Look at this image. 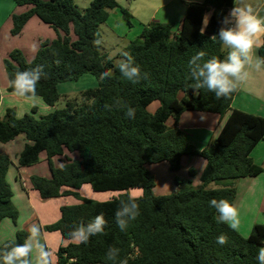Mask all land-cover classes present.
Wrapping results in <instances>:
<instances>
[{"label":"trees","instance_id":"obj_1","mask_svg":"<svg viewBox=\"0 0 264 264\" xmlns=\"http://www.w3.org/2000/svg\"><path fill=\"white\" fill-rule=\"evenodd\" d=\"M13 1L17 6L31 7L13 16V35L37 16L59 36L43 42L32 61H27L21 51H12L5 60L8 80L17 71L43 65L47 77L39 81L36 91L50 107H56L60 100V83L91 74L98 84L81 92L79 98L67 100L64 108L39 118L31 114L19 118L15 109H7L0 118V142L8 143L20 136L28 141L17 158V168L39 163L41 153H46L51 178L30 179L43 200L64 196V187L78 190L90 185L95 192L143 190L137 198L140 214L124 232L117 227L115 213L120 201L128 200V194L105 202L83 199L80 204L62 207L61 218L45 229L59 231L66 240H74L70 235L74 226L87 224L98 214L103 213L107 226L103 234L91 237L86 244L70 242L61 247L57 264H111L105 258L110 246L119 248L120 258L127 259L128 264H258L257 252L264 246V224H256L244 237L217 222L218 213L209 207V201L226 199L233 204L237 182L263 172L251 153L264 138V118L232 109L237 91L216 99L206 89L194 95L188 86L192 83L189 61L195 54L204 51L205 60L213 56L226 58L218 35L215 40L210 38L218 34L236 0L190 4L177 34L171 24L153 22L144 26L122 51L130 52L141 71L148 73V78L137 84L126 80L119 71V62L103 53L100 44L93 43L100 40V27L110 12L119 8L117 0H92L84 12L79 11L75 0ZM122 13L131 25L130 12ZM208 13L209 23L201 35L203 17ZM72 31L76 40L71 37ZM121 53L117 56L120 60ZM258 54L264 58V46L259 47ZM108 69L111 78L101 80L100 74ZM8 91L12 89L8 87ZM117 100L136 109L135 119L125 117ZM154 102L159 106L151 113L148 108ZM106 104L112 105L111 111ZM185 112L225 118L218 135L202 151L194 148L183 130L167 124L170 119L178 121ZM66 150L78 152L79 160L69 159L54 167L53 158ZM184 155L206 160L200 183L195 186L191 179H176L175 192L156 196V180L147 166L167 162L169 170L176 172L181 169ZM12 164L8 156L0 154V225L4 219L16 221L18 216L6 181ZM190 174L193 177L196 171ZM221 234L228 239L223 246L216 243ZM27 236L19 231L15 239L0 245V251L5 245L23 243Z\"/></svg>","mask_w":264,"mask_h":264},{"label":"crops","instance_id":"obj_2","mask_svg":"<svg viewBox=\"0 0 264 264\" xmlns=\"http://www.w3.org/2000/svg\"><path fill=\"white\" fill-rule=\"evenodd\" d=\"M146 1L150 7L149 11H146L147 14L138 10L131 11V21H137L142 26V30L144 26H148L153 22L171 24L173 32L177 34L181 28L182 21L187 15L189 5L192 3H202L204 0ZM248 5H251L261 17H264V0H236L235 3L237 7ZM30 8V6H17L12 0H0V118L5 115L9 108L15 109L16 115L19 118L25 114H31L35 118H39L56 109V107L48 106L40 96H38L35 106H33L32 102L24 101L8 91L9 80L5 68V60L9 58L10 53L14 50H19L27 61H32L43 42L54 39L59 35L58 32L43 23L37 16L31 17L19 34L13 35L11 32L13 28V16L21 15ZM208 14L211 15V13ZM111 15L113 14L110 13L108 20L111 18ZM229 26L231 25L223 22L222 28ZM142 30H136L135 35H139ZM128 41L130 42L131 40ZM258 49H255V55L260 57ZM228 51L230 49L227 48L226 52L228 53ZM91 83L93 84L94 81ZM95 86L96 84L92 87ZM231 106L234 110L264 118V71H251L249 79L241 85ZM224 121L225 118L222 120L217 114L185 112L180 116L178 121L170 119L167 124L169 127H177L183 130L194 148L202 151L218 135ZM27 143L28 141L24 136L17 137L8 143H0V154L8 155L13 163V173L10 181L12 183L11 187L16 193V201H19V203H17L18 201L16 202L17 209L24 211L22 221L17 230H13L17 225L10 226L8 219L2 221L0 229L2 227L6 228L5 230L10 235V239L3 240L0 245L7 240H12L15 237L13 235H16L18 231L26 233L31 225L38 224L42 229L41 238L46 243L48 249L53 252V261L54 264H57L58 250L61 247L67 246L70 242H76L75 240L69 241L64 239L59 231H47L45 227L56 223L61 218V208L66 206L65 199L72 198L68 194L69 192L78 193V191L88 187H84L87 186L84 185L78 190L64 187L62 189V192L66 193L64 196L43 200L39 192L33 188L30 179L32 176L51 178L49 164H46L42 160L40 164L29 166L28 169L26 167L17 168V158ZM71 154L73 153L65 151V156L71 158ZM251 157L255 164L262 167L263 172L256 177L242 178L236 184V195L233 205L239 211L240 227L238 232L242 236H249L256 224H264V138L254 148ZM56 158L59 160L55 161ZM53 159L54 167L63 165L62 159L58 157ZM149 166L147 167L156 180L154 194L156 196H168L177 189L176 179L180 181L191 179L193 184L197 186L200 183V176L206 166V160L201 156L184 155L181 161V169L176 172L169 170L167 162L155 164L153 165V169L151 164ZM191 170L196 171L193 177L190 174ZM14 171L16 172L15 180L13 179ZM69 201L71 204L76 203L73 198Z\"/></svg>","mask_w":264,"mask_h":264},{"label":"clouds","instance_id":"obj_3","mask_svg":"<svg viewBox=\"0 0 264 264\" xmlns=\"http://www.w3.org/2000/svg\"><path fill=\"white\" fill-rule=\"evenodd\" d=\"M210 14H205L202 21L200 34L203 35L209 23ZM225 24L218 34L210 39L215 40L217 35L219 40L230 49L226 58L220 59L213 56L205 60L206 53L200 51L189 61V79L192 83L188 85L194 95H198L200 89L214 93L216 99L227 98L232 93L239 90L242 84L247 82L251 71H264V58L255 55V49L264 46V17H261L251 6L234 7L228 16L224 18ZM98 35V34H97ZM95 45H99V39L94 40ZM123 59L119 61L118 68L122 76L137 84L148 78V73L142 72L136 64L133 55L124 51L121 53ZM111 69L100 74V79L111 78ZM47 73L43 65H36L34 68L17 71L8 81V87L12 89L13 95L24 101L32 102L35 106L37 96V84L42 78H46ZM117 107L123 108L124 115L128 119H135L136 109L122 100H117ZM109 111L112 105H105ZM209 207L214 208L218 213L217 222L226 224L231 230L238 231L240 227L239 211L235 205L226 199H211ZM139 204L136 197L130 196L128 200H121L115 213V220L120 231H127L130 222L139 216ZM107 221L103 213L98 214L87 224L81 222L73 227L70 233L77 244L87 243L89 239L96 235H101L105 231ZM42 229L38 224H33L28 229V236L23 243L5 245L0 251V261L2 264H54L53 252L48 249L42 240ZM216 243L223 246L228 243L224 234L216 238ZM105 258L111 264H128L127 259L120 258V249L110 246L105 253ZM258 264H264V246L257 252Z\"/></svg>","mask_w":264,"mask_h":264},{"label":"rangeland","instance_id":"obj_4","mask_svg":"<svg viewBox=\"0 0 264 264\" xmlns=\"http://www.w3.org/2000/svg\"><path fill=\"white\" fill-rule=\"evenodd\" d=\"M44 1H49V0H44ZM91 1L92 0H75V4H76L77 8L79 9V11L84 12L90 6ZM117 1H118L119 8H116L113 11H111L110 13L113 14V15H111V18L108 20L107 23H104L100 27L101 51L103 53H106L110 59H113L115 61V63H118L120 61V59L117 58V56L122 52V49L128 45V42H129L128 40H135V38L138 36V35H135L136 30H139V31L142 30V26L135 20H132L131 25H129L123 17L122 10H127L129 12L134 11V10H138V11H141V12H144L145 14H147L146 11L148 12L149 8H150L148 6V2L146 0H117ZM115 13H116V15H115ZM12 22H13V20H12ZM53 30H55V29H53ZM124 30H125V32H124ZM60 33L62 36L63 33L62 32H60ZM139 34H141V33H139ZM71 37L73 40H76V36H75L73 31L71 32ZM56 38H58V37H55L54 39H56ZM54 39H51L49 41H52ZM224 51H227V47H225V46H224ZM91 79H92V81H94L93 84L91 83L92 81H90ZM94 84H96V86L92 87V86H94ZM97 85H98L97 79L91 74H85V75L81 76L78 80H75V81L60 83L58 85V92L60 94V100L56 105V109L64 108L66 106L67 100L72 99V98H77V97L79 98L81 92H83L87 89H90V88H96ZM158 106H159V102H154L152 105L149 106L148 109L151 113H154ZM68 153H69V151H68ZM70 153H73V154H71L72 155L71 158L65 156V154L58 157V158L62 159L63 164L68 162L69 159L73 160V161L79 160L78 159V157H79L78 152H70ZM2 155L8 156L6 154H2ZM42 160H44V162H46V164H48L47 156H46L45 152L41 153L40 162L35 164V165L40 164ZM53 160H52V162H53ZM58 160L59 159L56 158L55 161H58ZM153 165H155V164H151L152 169H153ZM28 168L29 167H26V169H28ZM9 170L10 171H8V173L6 175V181H7L8 185L12 191L11 202H12L13 207L18 211V216H17L16 221H13L10 218H7V219L9 220L8 222L10 223V226L13 227V226L17 225V227H15L13 229V230H17V228L19 227V224L22 221V216L24 215V211H22V209H20V211L17 209L16 202L18 200L16 201V193H15V190L11 187L12 183L10 181L12 178V173H13L12 166H10ZM39 170H41V169H39ZM150 170H151V167H150ZM15 175H16V172L14 171V175H13L14 180H15ZM84 187H88V188H84L83 190L78 191V193H76L79 197L74 195V194L70 195L76 201V203H75L76 205L80 204L83 199H89V200L98 201V202H105V201H109V200L118 198L122 194H128L129 196L136 197V198L141 197L143 195L142 189H131V190L126 191V192H120V191L95 192L94 190H92V188L89 185L84 186ZM95 194H98V195H95ZM72 198H68V199L64 198L65 202H66V206L75 205V204H71L69 201ZM17 203H19V201ZM5 229L6 228H3V227L0 229V243L3 240L10 239V237H9L10 235L7 234V230H5ZM26 233H28V232H26ZM14 236L16 237L17 234L16 235L14 234L13 237ZM15 237L12 239H15ZM244 237H247V236H244Z\"/></svg>","mask_w":264,"mask_h":264}]
</instances>
